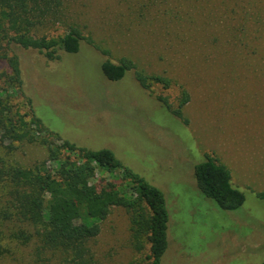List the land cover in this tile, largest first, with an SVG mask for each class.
<instances>
[{
  "label": "rangeland",
  "instance_id": "rangeland-1",
  "mask_svg": "<svg viewBox=\"0 0 264 264\" xmlns=\"http://www.w3.org/2000/svg\"><path fill=\"white\" fill-rule=\"evenodd\" d=\"M71 25L93 44L84 41L77 53L60 51L56 60L12 44L7 61L0 62V93L12 118L23 115L30 121L32 114L42 122L41 128L29 126L26 140H14V131L0 123V210L8 195L29 191L14 180V168L56 167L49 146L60 145L59 135L87 149L111 150L123 167L163 192L169 244L161 264H261L264 0H64L61 20L42 33L63 35ZM15 57L21 88L9 81ZM122 58L134 68L118 81L108 80L104 59L117 63ZM136 73L172 83L163 90L150 81L145 89ZM183 91L189 102L176 116ZM59 153L60 158L70 155ZM206 156L231 171L233 185L246 196L239 209L220 208L198 188L194 170ZM91 182L98 189L109 182L125 184L119 171L98 170ZM131 219L125 208H111L100 234L88 242L91 264L146 263L150 246L135 249ZM1 229L5 237L22 229L34 236L26 243L4 239L14 259L0 264H71L70 254L36 260L35 228L17 217L1 222Z\"/></svg>",
  "mask_w": 264,
  "mask_h": 264
},
{
  "label": "trees",
  "instance_id": "trees-1",
  "mask_svg": "<svg viewBox=\"0 0 264 264\" xmlns=\"http://www.w3.org/2000/svg\"><path fill=\"white\" fill-rule=\"evenodd\" d=\"M63 2L0 0V62L7 61L6 49L12 44L37 50L48 60L59 59L60 51L77 53L84 41L93 44L74 25L69 26L63 35L53 37L42 33L51 24L61 20ZM104 54L107 52L104 51ZM133 68L134 64L126 58L117 63L104 59L102 63V71L111 81L122 79ZM10 70L9 81L17 82L21 88V70L17 57L14 64L10 62ZM136 78L145 89L150 88V81L160 84L163 90L169 89L172 83L170 78L158 75L136 73ZM1 96L0 93V107L3 109L0 123L9 125L8 132L14 131V140L30 138L29 126L32 124L42 127L41 120L32 114L28 115L30 121L24 120L23 115L17 119L12 118L11 108L3 103ZM158 99L171 108L166 97L160 95ZM28 102L31 104L32 101ZM188 102L189 95L183 91L179 107L173 113L181 116L180 109ZM17 127L21 132L15 131ZM56 136L61 140L60 145L49 146V160L56 164L54 169H38L34 172L17 167L12 170L14 180L24 182L29 191H16L5 197V207L0 210V263L11 257L14 259L12 247L5 245L4 239L21 238L26 243L34 236L32 232L26 233L22 229L5 237L1 222L17 217L21 223L35 228L34 234L38 239L36 260H50L58 255L63 259L70 254L71 264H85L87 261L91 264L88 242L100 234V222L109 215L111 208L122 207L132 214L131 232L135 249L141 252L146 244L150 246L145 264H161L169 244V212L163 192L123 167L111 150L87 149ZM61 150L70 155L60 158ZM98 170L121 172L125 184L118 186L109 182L98 189L91 182ZM194 171L198 188L220 208L234 211L244 204L245 194L233 185L231 171L217 158L206 156L204 161L195 166ZM258 196L264 199V193ZM86 255H89L87 261Z\"/></svg>",
  "mask_w": 264,
  "mask_h": 264
}]
</instances>
